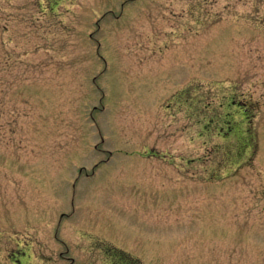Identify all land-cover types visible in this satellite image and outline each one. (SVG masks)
<instances>
[{
    "label": "rangeland",
    "instance_id": "374dc122",
    "mask_svg": "<svg viewBox=\"0 0 264 264\" xmlns=\"http://www.w3.org/2000/svg\"><path fill=\"white\" fill-rule=\"evenodd\" d=\"M0 264H264V0H0Z\"/></svg>",
    "mask_w": 264,
    "mask_h": 264
}]
</instances>
